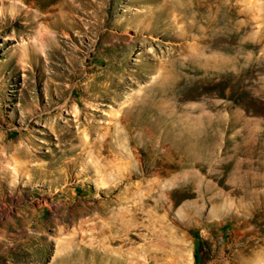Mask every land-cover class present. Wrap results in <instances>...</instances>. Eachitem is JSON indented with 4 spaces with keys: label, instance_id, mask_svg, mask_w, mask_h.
Wrapping results in <instances>:
<instances>
[{
    "label": "rangeland",
    "instance_id": "rangeland-1",
    "mask_svg": "<svg viewBox=\"0 0 264 264\" xmlns=\"http://www.w3.org/2000/svg\"><path fill=\"white\" fill-rule=\"evenodd\" d=\"M178 2L0 0V264H264V0Z\"/></svg>",
    "mask_w": 264,
    "mask_h": 264
},
{
    "label": "bare ground",
    "instance_id": "bare-ground-1",
    "mask_svg": "<svg viewBox=\"0 0 264 264\" xmlns=\"http://www.w3.org/2000/svg\"><path fill=\"white\" fill-rule=\"evenodd\" d=\"M165 1L170 2V3H171V2H172V3H176V4H177V6H176L177 9L180 8L179 2H178V1H180V0H165ZM166 5H167V4H166ZM71 7H73V6H71ZM178 10H179V9H178ZM174 18H175V17H174ZM191 25H192V24H191ZM194 25H195V24H194ZM194 25H193V26H194ZM203 31H204V30H203ZM202 34H203V33H202ZM181 53H182V52H181ZM113 65H114V64H113ZM116 65H117V64H116ZM116 65H114V66H116ZM109 67H110V66H109ZM115 69H116V68H115ZM112 73H114V72H112ZM123 73L126 74V72H123ZM123 73H120V74H123ZM117 75L120 76L119 74H117ZM123 76H125V75H123ZM120 78H121V77H120ZM122 78H125V77H122ZM126 79H127V78H126ZM121 80H122V79H121ZM108 92H109V91H108ZM121 94H122V93H121ZM118 96H119V95H118ZM114 97H116V96H114ZM117 98H118V97H117ZM119 98H120V96H119ZM132 98H133V97H132ZM137 98H138V96H137ZM131 101H132V100H131ZM111 102H112V101H111ZM114 103H115V102H114ZM130 103H131V102H130ZM128 105H129V104H128ZM130 105H132V103H131ZM130 105H129V106H130ZM129 106H128V108H129ZM122 107H123V106H122ZM124 107H127V106H124ZM124 107H123V108H124ZM127 110H128V109H123V111H122L123 113H120L121 115H120V114H116V115H117V118H119V121H120L121 123H123V121H124V117H125V115H126ZM129 111H130V110H129ZM127 113H128V112H127ZM159 113H160V112H159ZM132 114H133V113H132ZM128 115H129V114H128ZM155 115H156V114H155ZM129 116H130V115H129ZM160 117H161V116H160ZM116 120H117V119H116ZM117 121H118V120H117ZM151 121H152V120H151ZM118 123H119V122H118ZM149 123L151 124V123H153V122H150V120H149ZM123 125H124V124H123ZM154 125H155V123H154ZM124 126H125V125H124ZM152 127L154 128L153 125H152ZM158 127H159V126H158ZM153 128H152V129H153ZM156 128H157V126H156ZM107 129H108V128H107ZM120 129H121V128H120ZM157 129H159V128H157ZM157 129H156V130H157ZM154 130H155V128H154ZM154 130H153V131H154ZM90 131H92V130H90ZM109 131H110V130H109ZM107 132H108V131H107ZM107 132H105V133H107ZM123 132H124V131H123ZM123 132L121 133V135L123 134ZM154 132H155V131H154ZM156 132H157V131H156ZM90 133H91V132H90ZM118 133H119V132H118ZM92 134H93V133H92ZM119 134H120V133H119ZM124 134H125V132H124ZM124 134H123V135H124ZM98 135H99V134H98ZM101 136H102V135H101ZM105 136H107V135H105ZM93 139H94V138H93ZM145 139H146V138H145ZM101 140H102V139H101ZM146 140H148V139H146ZM94 141H95V140H94ZM98 141H99V140H98ZM104 141H106V139H105ZM86 142H87V141H86ZM86 142H85V144H86ZM99 142H100V141H99ZM127 142H128V141H127ZM146 142H147V141H146ZM87 143H88V142H87ZM91 143H92V140H91ZM92 144H93V143H92ZM100 144H101V143H100ZM102 144H104V143H102ZM104 145H105V144H104ZM90 146H91V145H90ZM90 146H89V147H90ZM106 146H108V145H106ZM100 147H101V146H100ZM180 148H181V147H180ZM184 148H185V147H184ZM182 150H184V149L182 148ZM182 150H181V151H182ZM92 151H93V150H92ZM182 152H183V151H182ZM184 152H185V151H184ZM102 153H103V152H102ZM102 153H101V154H102ZM109 155H110V154H109ZM184 155H185V154H184ZM92 158H93V157H92ZM101 158H102V157H101ZM92 161H93V160H92ZM94 161H95V160H94ZM106 161H107V160H106ZM95 164H96V162H95ZM97 164H98V163H97ZM103 165H104V164H103ZM97 169H98V168H97ZM98 170H99V169H98Z\"/></svg>",
    "mask_w": 264,
    "mask_h": 264
}]
</instances>
